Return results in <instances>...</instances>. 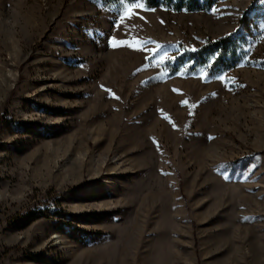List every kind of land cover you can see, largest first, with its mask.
Here are the masks:
<instances>
[{
    "label": "rangeland",
    "instance_id": "obj_1",
    "mask_svg": "<svg viewBox=\"0 0 264 264\" xmlns=\"http://www.w3.org/2000/svg\"><path fill=\"white\" fill-rule=\"evenodd\" d=\"M145 5L0 0V264H264V3Z\"/></svg>",
    "mask_w": 264,
    "mask_h": 264
},
{
    "label": "trees",
    "instance_id": "obj_2",
    "mask_svg": "<svg viewBox=\"0 0 264 264\" xmlns=\"http://www.w3.org/2000/svg\"><path fill=\"white\" fill-rule=\"evenodd\" d=\"M116 2L117 0H110ZM134 2L136 0H127ZM150 7L163 4L172 6L176 10L186 8L188 10H200L210 7L216 0H143ZM248 42L245 33L240 30L221 36L217 39H209L196 48L184 47L182 52L171 60L172 70H177L184 64H190L191 68L200 65L211 64L212 68H232L242 58L245 45ZM37 216H29L27 220H34Z\"/></svg>",
    "mask_w": 264,
    "mask_h": 264
},
{
    "label": "snow or ice",
    "instance_id": "obj_3",
    "mask_svg": "<svg viewBox=\"0 0 264 264\" xmlns=\"http://www.w3.org/2000/svg\"><path fill=\"white\" fill-rule=\"evenodd\" d=\"M119 3L123 6V14L120 17V22H118L116 24L117 28L123 27V21L125 19H130L133 17L134 9H144V10L155 11V9H147L145 3L142 2V0H136V2H132V3H127L126 0H119ZM261 3H264V0H261ZM108 42H109L110 46L113 48L128 47V48H133V50H135V51H141V52L144 51V49L142 47H139V48L135 47L133 42L129 41L127 39H117L116 37H111ZM148 51L152 52L155 50L154 49H148ZM145 55H147V53H145ZM218 79L224 80V79H227V77L222 76V77H218ZM101 88L104 89L105 91L111 93V89H107L103 85H101ZM112 95L114 96L115 99H119V97L115 96L114 93H112ZM183 103L185 105H187L188 101L185 100V101H183ZM193 107H194V105H193ZM164 118L168 119L167 116H165ZM163 174L168 175V173H163ZM225 179H227V177H225Z\"/></svg>",
    "mask_w": 264,
    "mask_h": 264
},
{
    "label": "bare ground",
    "instance_id": "obj_4",
    "mask_svg": "<svg viewBox=\"0 0 264 264\" xmlns=\"http://www.w3.org/2000/svg\"><path fill=\"white\" fill-rule=\"evenodd\" d=\"M242 242H243V241H242ZM242 244H243V243H242ZM239 253H240V255H242V254H243L242 250H240ZM247 255H248V254H247ZM242 258H243V257H242ZM246 259H247V257H246Z\"/></svg>",
    "mask_w": 264,
    "mask_h": 264
}]
</instances>
